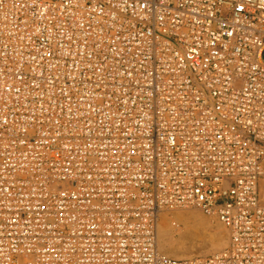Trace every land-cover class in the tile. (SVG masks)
Listing matches in <instances>:
<instances>
[{"label":"built area","instance_id":"built-area-1","mask_svg":"<svg viewBox=\"0 0 264 264\" xmlns=\"http://www.w3.org/2000/svg\"><path fill=\"white\" fill-rule=\"evenodd\" d=\"M0 264H264V0H0Z\"/></svg>","mask_w":264,"mask_h":264},{"label":"rangeland","instance_id":"rangeland-1","mask_svg":"<svg viewBox=\"0 0 264 264\" xmlns=\"http://www.w3.org/2000/svg\"><path fill=\"white\" fill-rule=\"evenodd\" d=\"M188 208L189 209L177 208L173 210V211L191 210L196 213V216L190 221V225H189V229H191L194 237H192V239L188 241L183 240V242L186 241V244L185 242L181 243L182 241L181 239L175 241L177 247L181 251L182 258L206 257V256L215 254L221 251L222 249H224L229 242V236H228L226 229L223 227V225L215 217L205 215L197 208H194V207H188ZM173 211H170V212H173ZM174 221H175V224H172L174 223ZM169 224L175 230H178V227L179 228L184 227L182 222H180V220L175 217L169 219ZM221 239L224 241V245L218 250H213L214 247L217 245V243ZM159 247L161 249L160 251H162L163 253L171 257H175L173 256V254L170 253L168 249L163 247L160 244V242H159ZM181 247L183 250L181 249Z\"/></svg>","mask_w":264,"mask_h":264},{"label":"bare ground","instance_id":"bare-ground-1","mask_svg":"<svg viewBox=\"0 0 264 264\" xmlns=\"http://www.w3.org/2000/svg\"><path fill=\"white\" fill-rule=\"evenodd\" d=\"M187 209H189V208H187ZM195 216H196V213L191 211V210L173 211V212H170V213L168 212V213L162 214L161 218H160V221H159V224H158V250L159 251L161 250L160 247H159V242H160V244L163 247H165L166 249H168L170 251V253L173 254V256H175L177 258H182L181 251L177 247L175 241L181 239L182 240L181 243L185 242V244H186V241L183 242V240H187L188 241V240L192 239V237H194V235L192 234L191 229H189V225H190V221ZM174 217L179 219L180 222H182V224L184 225V227H180V228L178 227V230H175L169 224V219L174 218ZM178 244H180V243H178ZM223 245H224V241L221 239L217 243V245L214 247L213 250H218ZM181 249H182V247H181ZM160 252H162V251H160ZM186 258H188V257H186Z\"/></svg>","mask_w":264,"mask_h":264}]
</instances>
